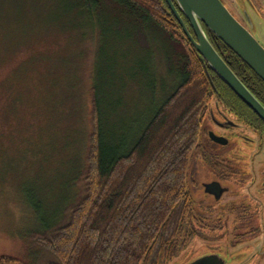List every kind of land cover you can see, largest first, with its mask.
<instances>
[{"label": "rangeland", "instance_id": "rangeland-1", "mask_svg": "<svg viewBox=\"0 0 264 264\" xmlns=\"http://www.w3.org/2000/svg\"><path fill=\"white\" fill-rule=\"evenodd\" d=\"M24 1L31 5L30 19H21L15 26L11 21L7 28L25 36L30 32L32 41L13 43L17 54L0 67V255L41 264L46 252L35 246L33 233L58 222L73 195L81 153L83 165L87 151L92 102H100L109 142L136 136L154 104L149 86L160 102L165 94H160V87H173L171 81L182 70L179 54L184 48L174 40L160 39L161 30L155 24L145 19L136 22L112 2L86 14L80 0ZM222 1L241 18L236 3ZM245 4L255 22L251 32L264 46V0H245ZM245 4L240 0L243 11ZM135 62L149 64L153 79L139 76ZM27 64L23 76L20 73ZM145 64L139 65L140 71L146 70ZM18 94L19 106L9 109ZM216 98L211 115L222 121L219 112L225 110ZM211 115L205 131L214 128ZM229 116L234 128L214 130L230 143H212L205 133L203 149L190 157V194L205 204L196 219L201 232L166 264H187L208 254L230 259L229 264H264V188H260L264 141L238 117ZM241 135L255 142L247 143ZM75 141H80L78 148L73 146ZM210 146L222 156L221 165L233 167L232 178L225 179L203 162L205 149L213 153ZM213 181L229 189L226 198L217 201L208 195L204 185Z\"/></svg>", "mask_w": 264, "mask_h": 264}, {"label": "trees", "instance_id": "trees-1", "mask_svg": "<svg viewBox=\"0 0 264 264\" xmlns=\"http://www.w3.org/2000/svg\"><path fill=\"white\" fill-rule=\"evenodd\" d=\"M80 1L86 14L95 13L108 1L134 16L136 22L145 19L155 24L161 30L160 39L165 38L167 43L174 40L184 48L179 54L182 70L174 76L175 82L171 81L173 87L165 84L160 87V94L165 93L160 102L155 100L159 96L157 92L147 84L153 90L154 102L147 112L148 120L136 129V136L124 141L109 142L100 102L97 99L92 102L87 151L83 165L81 153L73 195L67 199L58 222L33 233V243L46 252L41 264H166L201 232L196 219L201 217L200 209L205 204L192 198L188 175L190 157L203 149L205 124L217 96L215 88L227 100L232 98L239 103L236 114L244 125L253 129L257 126L254 121H263L211 70L209 78L204 62L184 35L166 0ZM25 3L0 0V20L6 24L0 23V67L17 54L13 43L32 41L27 35L30 32L25 36L7 28L11 21L15 26L21 19H30L27 12L31 11V5ZM207 32L229 67L264 104V82L213 33ZM136 63L132 64L139 70V76L153 79L149 64ZM140 64H145L146 70L140 71ZM23 68L20 74L24 76L28 64ZM20 99L18 94L8 108L15 110ZM79 142L75 141L73 146L78 148ZM210 148L213 153L205 149L203 162L225 179L232 178L233 167L221 165L222 156ZM0 264L26 263L0 255Z\"/></svg>", "mask_w": 264, "mask_h": 264}, {"label": "water", "instance_id": "water-1", "mask_svg": "<svg viewBox=\"0 0 264 264\" xmlns=\"http://www.w3.org/2000/svg\"><path fill=\"white\" fill-rule=\"evenodd\" d=\"M233 1L240 5V0ZM166 2L182 27L184 35L204 62L209 78L211 79L209 72L211 70L264 122V104L229 67L207 32L209 30L213 33L264 82V46L251 32L254 25L251 14L241 8L250 22L249 29L231 13L222 0H166ZM209 137L213 142L223 146L229 142L227 138L217 136L213 132ZM206 189L217 196L222 191L218 182L206 185ZM187 264H227V261L219 254H208Z\"/></svg>", "mask_w": 264, "mask_h": 264}, {"label": "flooded vegetation", "instance_id": "flooded-vegetation-1", "mask_svg": "<svg viewBox=\"0 0 264 264\" xmlns=\"http://www.w3.org/2000/svg\"><path fill=\"white\" fill-rule=\"evenodd\" d=\"M243 2H244V4H245V0H242ZM248 1V0H247ZM237 4V6H235L236 7V9L238 10V12H240V13H238V15L241 17V18H237L244 26H246L247 28H249V29H251V27H250V22H248V20L246 19V16H245V14L243 13V11H242V9L240 8V5L236 2V1H233V0H231V4L234 6V4ZM227 7H229L227 4H225ZM244 7V10L245 11H247L248 13H249V10H248V7L246 6V4L243 6ZM230 11H233V9L231 8V9H229ZM234 12V11H233ZM253 22H254V19H253ZM255 27V22H254V25H253V28ZM221 48V50L223 51V53H224V55H226V52H225V49H223L222 47H220ZM214 83V82H213ZM215 91L217 92V101H218V104L219 105H221L223 108H224V110L226 111H223V110H220V112H219V115H220V117H222V121H220V120H217V118L213 115V113H212V115H211V120L210 121H212L213 122V125H214V128L215 129H217V128H219V129H221V130H223V131H226V130H230L231 128H234V126H235V121H233L232 119H230V116H229V114L230 115H232V116H234L235 118H237L238 116H237V108H236V105H238L239 106V103L237 102V101H234L232 98H230L231 100H227L226 98H224L223 97V93L221 92V90H219V89H217V88H215ZM255 122V124H257V126H255V127H253V129L252 128H250V126H247L249 129H251V131L255 134V135H257V137L260 139V142H263L264 141V124H263V122H260V121H254ZM214 128H210V127H208L207 128V131H206V134H207V136H208V138L210 139V137H209V133H211V132H213L215 135H217V136H222V137H225V135L224 134H221V133H217L215 130H214ZM227 137V136H226ZM225 137V138H226ZM240 139H246L245 138V136L244 135H241V138ZM211 140V139H210ZM246 141V140H245ZM211 142L212 143H215V142H213L212 140H211ZM247 143H252V142H255V140L254 139H252V138H248V140L246 141ZM230 143V140H229V142H228V144ZM215 144H218V143H215ZM227 144V145H228ZM218 145H220V144H218ZM253 160H255V158H253ZM254 164V161L252 162V165ZM253 168L254 167H252L250 170H252V175L254 176V177H256V175H255V172L253 171ZM245 174H248L246 171H243ZM262 176H264V172L262 173ZM214 182H218L220 185H221V187H222V191H221V193H220V195L219 196H217V195H215V194H213V193H210L209 191H207V189H206V185H208V184H212V183H214ZM208 184H206V185H204V188H205V191L208 193V195H211V196H213L215 199H217V198H219V200H221V199H224V198H226L228 195H229V189L228 188H226V187H223L222 186V184H221V182L220 181H213V182H211V183H208ZM254 186L255 185H252L251 187H249V192L251 191H253V189H254ZM260 188L262 189V188H264V183L260 186ZM245 206H247V204L246 203H243V209H245Z\"/></svg>", "mask_w": 264, "mask_h": 264}]
</instances>
